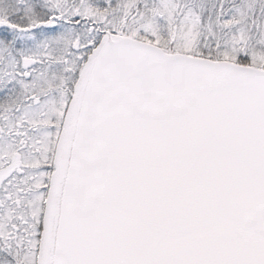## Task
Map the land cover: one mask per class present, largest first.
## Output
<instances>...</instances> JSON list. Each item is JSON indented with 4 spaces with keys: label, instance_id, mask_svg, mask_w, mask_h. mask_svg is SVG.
Returning <instances> with one entry per match:
<instances>
[{
    "label": "snow or ice",
    "instance_id": "1",
    "mask_svg": "<svg viewBox=\"0 0 264 264\" xmlns=\"http://www.w3.org/2000/svg\"><path fill=\"white\" fill-rule=\"evenodd\" d=\"M0 264H264V0H0Z\"/></svg>",
    "mask_w": 264,
    "mask_h": 264
}]
</instances>
